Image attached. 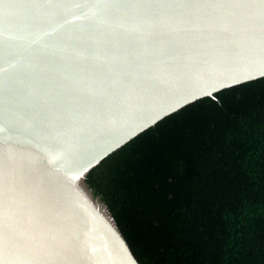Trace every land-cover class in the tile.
Masks as SVG:
<instances>
[{
    "label": "water",
    "instance_id": "water-1",
    "mask_svg": "<svg viewBox=\"0 0 264 264\" xmlns=\"http://www.w3.org/2000/svg\"><path fill=\"white\" fill-rule=\"evenodd\" d=\"M264 77V0H0V264H142L88 176Z\"/></svg>",
    "mask_w": 264,
    "mask_h": 264
},
{
    "label": "trees",
    "instance_id": "trees-1",
    "mask_svg": "<svg viewBox=\"0 0 264 264\" xmlns=\"http://www.w3.org/2000/svg\"><path fill=\"white\" fill-rule=\"evenodd\" d=\"M216 97L166 116L89 173L142 264H264V77Z\"/></svg>",
    "mask_w": 264,
    "mask_h": 264
},
{
    "label": "snow or ice",
    "instance_id": "snow-or-ice-1",
    "mask_svg": "<svg viewBox=\"0 0 264 264\" xmlns=\"http://www.w3.org/2000/svg\"><path fill=\"white\" fill-rule=\"evenodd\" d=\"M99 171H102V169L101 170H99ZM95 175V174H94ZM92 177H90V179H91ZM174 182V181H173ZM174 198V197H173Z\"/></svg>",
    "mask_w": 264,
    "mask_h": 264
}]
</instances>
